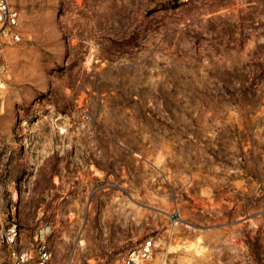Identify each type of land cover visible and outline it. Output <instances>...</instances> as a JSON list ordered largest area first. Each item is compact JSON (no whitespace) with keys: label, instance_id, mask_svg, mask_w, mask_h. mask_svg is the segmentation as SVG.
<instances>
[{"label":"rangeland","instance_id":"1","mask_svg":"<svg viewBox=\"0 0 264 264\" xmlns=\"http://www.w3.org/2000/svg\"><path fill=\"white\" fill-rule=\"evenodd\" d=\"M9 1L0 194L25 245L46 222L53 264L148 236L150 264H264V0Z\"/></svg>","mask_w":264,"mask_h":264},{"label":"built area","instance_id":"2","mask_svg":"<svg viewBox=\"0 0 264 264\" xmlns=\"http://www.w3.org/2000/svg\"><path fill=\"white\" fill-rule=\"evenodd\" d=\"M241 4H245L239 0ZM20 20L17 8L9 0H0V90L6 87L3 49L6 44L20 41ZM4 213L0 194V247L5 251L1 264H53L49 244L50 225L42 223L31 237L30 245H25L23 235L15 217V205ZM157 245L152 236L145 237L135 248L128 251L120 264H150ZM65 264H71L66 262Z\"/></svg>","mask_w":264,"mask_h":264},{"label":"crops","instance_id":"3","mask_svg":"<svg viewBox=\"0 0 264 264\" xmlns=\"http://www.w3.org/2000/svg\"><path fill=\"white\" fill-rule=\"evenodd\" d=\"M62 139H60V138H51L47 143H45V145H44V150H46L47 151V149L51 152V149L52 148H54V146H56V145H60V141H61ZM47 148H46V147ZM55 149V148H54ZM49 151H48V153H49ZM54 151H56V152H58L59 151V149H56V150H54Z\"/></svg>","mask_w":264,"mask_h":264},{"label":"bare ground","instance_id":"4","mask_svg":"<svg viewBox=\"0 0 264 264\" xmlns=\"http://www.w3.org/2000/svg\"><path fill=\"white\" fill-rule=\"evenodd\" d=\"M18 198H19L18 193H15V194L13 195V199L16 201V200H18Z\"/></svg>","mask_w":264,"mask_h":264}]
</instances>
